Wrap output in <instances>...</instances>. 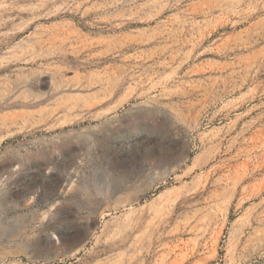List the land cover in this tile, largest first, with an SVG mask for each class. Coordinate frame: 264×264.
<instances>
[{
	"label": "rangeland",
	"instance_id": "374dc122",
	"mask_svg": "<svg viewBox=\"0 0 264 264\" xmlns=\"http://www.w3.org/2000/svg\"><path fill=\"white\" fill-rule=\"evenodd\" d=\"M0 264H264V0H0Z\"/></svg>",
	"mask_w": 264,
	"mask_h": 264
}]
</instances>
